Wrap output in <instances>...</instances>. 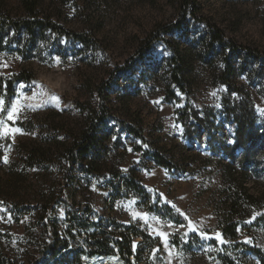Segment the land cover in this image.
I'll return each instance as SVG.
<instances>
[{
	"label": "rangeland",
	"instance_id": "rangeland-1",
	"mask_svg": "<svg viewBox=\"0 0 264 264\" xmlns=\"http://www.w3.org/2000/svg\"><path fill=\"white\" fill-rule=\"evenodd\" d=\"M184 3L0 0V98L6 109L20 101L4 124L19 131H0V253L8 262L38 257L43 222L61 231L63 190L67 204L89 205L92 219L150 238L146 253L150 243L135 238L133 256L140 245L144 253L129 264H264V59L211 44L206 26L264 57V0H191L167 31ZM35 19L53 27H20ZM183 58L178 86L170 74ZM21 73L31 80L13 79ZM87 132L96 133L92 153L68 163L66 150ZM236 188L257 203L232 218L231 239L221 227ZM114 257L103 264H127ZM91 258L81 257L99 264Z\"/></svg>",
	"mask_w": 264,
	"mask_h": 264
},
{
	"label": "trees",
	"instance_id": "trees-1",
	"mask_svg": "<svg viewBox=\"0 0 264 264\" xmlns=\"http://www.w3.org/2000/svg\"><path fill=\"white\" fill-rule=\"evenodd\" d=\"M188 1L191 0H185L180 19L176 24H173L167 28V31L178 28L185 19L188 6L190 8L194 7V3H188ZM192 16L195 17V10L192 11ZM36 25L40 26L41 30L53 27L52 24L48 22V20L37 21L36 19L33 22L30 21L29 23H25L23 26L20 25V27L33 29ZM206 26L209 31L211 44H222L230 48L232 51L240 50L243 51L247 56H251L256 59H264V57L260 56L256 52L235 46L232 42L225 38L224 34L219 29L215 28L214 26H210L207 23ZM1 27L2 24L0 23V30ZM54 31L58 32L59 34L63 33L60 29L58 30V28H54ZM63 34L67 35L66 33ZM73 38L86 45L89 42L88 39H84L79 35H74ZM152 42V40L147 41L143 51L148 50L151 47ZM185 63V58H183L181 59V62H177L174 68L171 70L170 76L172 81L178 86L183 85L181 84L180 79L184 74L183 67ZM227 69H229V66H227ZM13 79L29 81L31 80V76L27 73H21L14 76ZM10 87L11 83L7 82V89ZM101 116L102 115H96L99 122L102 121ZM89 132L84 134L82 138L79 139V141L75 142L71 148L66 150L65 157L67 158L68 163L74 165L92 153V149L97 144V140L96 133ZM136 135H138L137 137L141 139L142 136L140 134ZM239 140L237 139L236 146L240 144L245 148L246 145L242 144ZM34 154L36 155V152L32 153L30 157H32ZM35 155L34 157H36ZM40 156L43 157L44 155L40 154ZM152 158L158 166L168 170H173L175 167L171 162L162 158L158 154L153 153ZM63 197V190H60L58 198L62 200H60L62 203L60 204L59 202V204L65 213V222L63 223V228L60 231L59 226L56 223H42V227L45 234H47V238L40 245L38 257L36 259H32L30 264H39L41 261H43L44 264H84V261L81 259L82 256H88L89 258L94 256H119L122 261L129 264V260L133 256L132 243L134 242L135 238H141L150 243L145 244L147 250L145 253L151 249L152 241L143 231L133 226H124L118 224L115 222V220H94L92 219V211L89 205H76L75 203L69 205L63 200ZM227 201L229 207V221L224 225V227H221V229L226 236L234 239L236 238L237 234L236 224L232 222V218L245 213L247 211V208L245 209V207L255 206L257 202L255 198L248 194L243 188H236L235 191L230 192L227 196ZM47 207L48 206H46V208H41L40 218L46 214ZM142 246L143 245H140L139 249L136 250L135 255L133 256L136 260H139L142 253H144ZM0 264L12 263L8 262L7 259H5L0 253Z\"/></svg>",
	"mask_w": 264,
	"mask_h": 264
},
{
	"label": "snow or ice",
	"instance_id": "snow-or-ice-1",
	"mask_svg": "<svg viewBox=\"0 0 264 264\" xmlns=\"http://www.w3.org/2000/svg\"><path fill=\"white\" fill-rule=\"evenodd\" d=\"M213 95H214V93H213ZM52 99H56V97H52ZM19 105H20V101L18 99L16 102L11 104L10 109H6L5 108V100L3 98H0V112L6 111V113H7L6 118L0 119V131H3L5 136L9 135L10 132L19 131V129H9L7 127H4L5 119L8 121H13L14 118L17 116L18 112H20V106ZM145 147H147V145H145ZM8 160H9L8 156L5 155L3 157V162L5 164H7ZM189 226H191V221L189 222ZM192 231H196V229H192ZM185 235H187V234H185ZM201 238L204 239L207 237L203 233H201ZM216 239L219 240L221 243H224V241L221 239L219 233L217 234ZM245 242L250 243L251 241L246 239ZM133 246L135 247V245H133ZM166 246H167V244H166Z\"/></svg>",
	"mask_w": 264,
	"mask_h": 264
},
{
	"label": "bare ground",
	"instance_id": "bare-ground-1",
	"mask_svg": "<svg viewBox=\"0 0 264 264\" xmlns=\"http://www.w3.org/2000/svg\"><path fill=\"white\" fill-rule=\"evenodd\" d=\"M132 258V257H131ZM95 263H99V264H103L105 263L107 260H116V257L112 256V257H103V256H94L91 258ZM133 259V258H132Z\"/></svg>",
	"mask_w": 264,
	"mask_h": 264
}]
</instances>
